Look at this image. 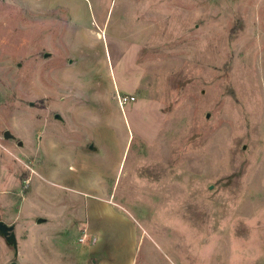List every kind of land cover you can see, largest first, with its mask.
<instances>
[{
    "label": "rangeland",
    "instance_id": "374dc122",
    "mask_svg": "<svg viewBox=\"0 0 264 264\" xmlns=\"http://www.w3.org/2000/svg\"><path fill=\"white\" fill-rule=\"evenodd\" d=\"M0 221V264H264V0H0Z\"/></svg>",
    "mask_w": 264,
    "mask_h": 264
},
{
    "label": "water",
    "instance_id": "95a60500",
    "mask_svg": "<svg viewBox=\"0 0 264 264\" xmlns=\"http://www.w3.org/2000/svg\"><path fill=\"white\" fill-rule=\"evenodd\" d=\"M5 137H8L7 133L4 135ZM13 227L12 226H7L3 222L0 221V234L7 240H10L12 238V231Z\"/></svg>",
    "mask_w": 264,
    "mask_h": 264
},
{
    "label": "built area",
    "instance_id": "2783aa9c",
    "mask_svg": "<svg viewBox=\"0 0 264 264\" xmlns=\"http://www.w3.org/2000/svg\"><path fill=\"white\" fill-rule=\"evenodd\" d=\"M131 99H132V98H131ZM129 100H130V98H128L127 96H124V97L122 98L121 102L126 103V102H128ZM79 241L82 242L83 239L81 238V239H79Z\"/></svg>",
    "mask_w": 264,
    "mask_h": 264
}]
</instances>
